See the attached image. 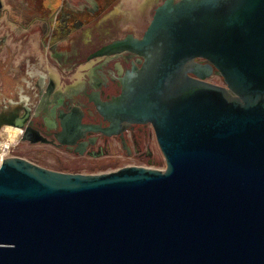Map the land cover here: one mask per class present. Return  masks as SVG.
Masks as SVG:
<instances>
[{
    "label": "water",
    "instance_id": "water-1",
    "mask_svg": "<svg viewBox=\"0 0 264 264\" xmlns=\"http://www.w3.org/2000/svg\"><path fill=\"white\" fill-rule=\"evenodd\" d=\"M110 46L142 59L102 113L151 123L166 167L4 158L0 264H264V0H162Z\"/></svg>",
    "mask_w": 264,
    "mask_h": 264
},
{
    "label": "flooded vegetation",
    "instance_id": "flooded-vegetation-1",
    "mask_svg": "<svg viewBox=\"0 0 264 264\" xmlns=\"http://www.w3.org/2000/svg\"><path fill=\"white\" fill-rule=\"evenodd\" d=\"M54 1L23 0V6L33 9L20 11H3L0 6V19L11 21L0 25V128L18 126L21 142L75 156L100 157L120 151L126 156H150L142 142L152 133L151 123L113 121L102 111L121 94L120 79L126 70L139 66L142 59L134 51L110 45L129 35L140 38L162 0H153L143 10L149 13L139 24L125 22V9L115 12L120 0H80L78 5L76 0H59L55 6ZM211 77L222 80L215 74ZM63 124H79V128L67 134ZM110 124L121 127L109 134L95 129ZM125 166L130 165L117 169Z\"/></svg>",
    "mask_w": 264,
    "mask_h": 264
},
{
    "label": "rangeland",
    "instance_id": "rangeland-1",
    "mask_svg": "<svg viewBox=\"0 0 264 264\" xmlns=\"http://www.w3.org/2000/svg\"><path fill=\"white\" fill-rule=\"evenodd\" d=\"M79 1L80 0H76L75 4L78 5ZM152 1L153 0H151L145 8L148 7ZM58 3L59 0H55L53 4L55 6ZM120 4L121 9H125L127 13L124 15L125 22L135 20L138 24L139 22L144 23L147 18V13H149L143 11L145 8L140 9L132 0H120ZM12 15L14 14L12 13ZM9 19H13V17L10 16ZM10 22L11 21H8V18L3 17L0 19V25H10ZM1 30L2 29L0 28V32ZM27 48H29L30 51H33V47L30 44L27 45ZM209 81L216 84H222V80L219 77H211ZM145 147L150 150V156H137L135 154L126 156L121 151L116 155L105 154L100 157L75 156L62 150H56L47 145L31 144L28 141L20 142L16 149L20 155L40 165L68 172H108L115 170L122 165L128 164L164 169L166 167V161L158 146L153 129L151 135L148 137L145 136L142 142V149H145ZM113 148L116 149V145H114Z\"/></svg>",
    "mask_w": 264,
    "mask_h": 264
},
{
    "label": "bare ground",
    "instance_id": "bare-ground-1",
    "mask_svg": "<svg viewBox=\"0 0 264 264\" xmlns=\"http://www.w3.org/2000/svg\"><path fill=\"white\" fill-rule=\"evenodd\" d=\"M132 1L135 2V4H137V7L142 9V8H145V6H147L151 0H132ZM119 7L120 5H117L115 7V12L119 9ZM53 70H54V73H53L54 76H57L55 69ZM20 132L21 130L18 128V126L10 125V124L3 126L2 128H0V137L2 138V141H0V143H8L9 141H14L19 136Z\"/></svg>",
    "mask_w": 264,
    "mask_h": 264
},
{
    "label": "built area",
    "instance_id": "built-area-1",
    "mask_svg": "<svg viewBox=\"0 0 264 264\" xmlns=\"http://www.w3.org/2000/svg\"><path fill=\"white\" fill-rule=\"evenodd\" d=\"M0 141L2 138L0 137ZM21 142L20 134L14 141H9L8 143H0V164L4 158L8 157H23L17 151V146ZM25 158V157H24Z\"/></svg>",
    "mask_w": 264,
    "mask_h": 264
},
{
    "label": "crops",
    "instance_id": "crops-1",
    "mask_svg": "<svg viewBox=\"0 0 264 264\" xmlns=\"http://www.w3.org/2000/svg\"><path fill=\"white\" fill-rule=\"evenodd\" d=\"M2 1V10L5 11V10H11V9H16L17 11H20V10H28V9H33V8H30V7H27L26 5H22V1L23 0H1ZM123 1V0H122ZM16 3L18 5H16ZM135 3V2H134ZM121 10V4H120V7L117 11ZM50 68V72L51 73H54V68L53 67H49Z\"/></svg>",
    "mask_w": 264,
    "mask_h": 264
}]
</instances>
